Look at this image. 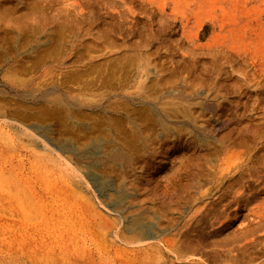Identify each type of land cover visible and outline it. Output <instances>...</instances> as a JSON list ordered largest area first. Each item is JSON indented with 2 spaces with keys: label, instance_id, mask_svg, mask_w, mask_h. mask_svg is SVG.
Instances as JSON below:
<instances>
[{
  "label": "rangeland",
  "instance_id": "rangeland-1",
  "mask_svg": "<svg viewBox=\"0 0 264 264\" xmlns=\"http://www.w3.org/2000/svg\"><path fill=\"white\" fill-rule=\"evenodd\" d=\"M29 2L0 0V264H264V0Z\"/></svg>",
  "mask_w": 264,
  "mask_h": 264
},
{
  "label": "bare ground",
  "instance_id": "bare-ground-1",
  "mask_svg": "<svg viewBox=\"0 0 264 264\" xmlns=\"http://www.w3.org/2000/svg\"><path fill=\"white\" fill-rule=\"evenodd\" d=\"M29 1V0H28ZM32 3H33V0H30ZM37 1H39V0H37ZM18 2V1H17ZM22 1H20V3H21ZM31 2H29V3H31ZM34 2H35V0H34ZM19 3V4H20ZM24 3V2H23ZM24 4H26V6H27V3H24ZM23 4V5H24ZM31 4H29V6H30ZM40 5V4H39ZM39 5H36V6H39ZM6 6V5H5ZM19 6V5H18ZM25 6V5H24ZM23 7V6H22ZM34 7H35V5H34ZM39 7H41V5L39 6ZM27 8V7H26ZM25 8V9H26ZM18 9V8H17ZM28 9H29V7H28ZM28 9H26V11H28ZM34 9V8H33ZM19 10L21 11L22 9L21 8H19ZM24 10V9H23ZM30 10V9H29ZM32 10V9H31ZM35 10H37V9H35ZM44 10V9H43ZM19 11V12H20ZM25 10H24V12H26ZM59 11V10H58ZM64 11V10H63ZM5 13H6V11H4ZM3 12V13H4ZM8 12V11H7ZM12 12V11H11ZM10 12V13H11ZM16 12V11H15ZM18 12V13H19ZM32 12H33V10H32ZM42 11H40V13H41ZM44 12V11H43ZM47 12V11H46ZM13 13V12H12ZM31 13V12H30ZM34 13H35V11H34ZM48 13V12H47ZM55 14H56V12H54ZM59 13H61V12H59ZM58 13V14H59ZM63 13H65V12H63ZM9 14V13H8ZM21 14V13H20ZM27 14H28V12H27ZM38 14V13H37ZM37 14H35V15H37ZM51 13L49 12V14L48 15H50ZM54 14V16H55V20H54V22L55 21H57V20H59V17H58V19H56V15ZM90 14V13H89ZM5 15V14H4ZM17 13H16V17H17ZM21 15H23V14H21ZM30 15V14H29ZM28 15V16H29ZM33 14L31 13V16H32ZM45 15H47L46 13H45ZM63 15V14H62ZM61 15V16H62ZM67 15V14H66ZM8 16V15H7ZM10 16V15H9ZM8 16V20H9V18L10 19H12L11 17H9ZM11 16H14V15H11ZM23 16H25V15H23ZM39 16V15H38ZM42 16H43V14H42ZM59 16H60V14H59ZM65 16V15H64ZM64 16H62V17H64ZM16 17H14V21H15V18ZM41 17V16H40ZM46 17H49V16H46ZM67 17V16H66ZM69 17V16H68ZM67 17V18H68ZM20 18H21V16H20ZM26 18V17H25ZM44 18V17H43ZM42 18V19H43ZM50 19L52 18V20H53V17H49ZM28 19V18H27ZM66 19V18H65ZM70 19V18H69ZM7 20V21H8ZM18 20V19H17ZM22 20V19H21ZM30 20V19H29ZM28 20V21H29ZM36 20H38V18L36 19ZM44 20V19H43ZM4 21V20H3ZM3 21H2V23H3ZM23 22H24V20H22ZM63 21V20H62ZM68 21V20H67ZM70 21H72V20H70ZM18 22V21H17ZM25 22H27L26 20H25ZM38 22V21H37ZM46 22V21H45ZM50 22H52V21H49V23ZM64 22V21H63ZM74 23H76L75 21H73ZM15 23V22H14ZM27 23H29V22H27ZM32 23H34V22H32ZM72 23V22H71ZM74 23H72V25L74 24ZM4 24V23H3ZM16 24V23H15ZM21 24V23H20ZM19 24V25H20ZM23 24V23H22ZM26 23H24V26H26L25 25ZM35 24H37V25H35L34 27H33V24H32V27L33 28H36L37 29V31L39 32V27H40V25H43V24H40V22H38V23H35ZM40 24V25H39ZM48 24V23H47ZM50 24H52V23H50ZM50 24L48 25V26H50ZM68 24V23H67ZM67 24H65L64 23V25H63V23H62V25L60 26V24H58L59 25V27L61 28L60 29V32L59 33H57V37H56V39L58 40V41H60V40H64V41H66L65 39H64V36L66 35V34H68L69 32H67L66 34H64V32H65V26L66 27H68V25ZM17 25V24H16ZM29 25V24H28ZM57 25V26H58ZM71 25V26H72ZM18 26V25H17ZM23 25H21L20 27H22ZM44 26H45V24H44ZM47 26V27H48ZM53 26V25H52ZM56 26V27H57ZM76 26H77V23H76ZM114 26V25H113ZM29 27H31V24H30V26ZM41 27H43V26H41ZM46 27V26H45ZM73 27H75V25L73 26ZM107 28H108V26H106ZM18 28V27H17ZM26 28V29H25ZM33 28L31 29V30H33ZM54 28V27H53ZM69 28V30H70V27H68ZM111 28H112V26H111ZM21 29V28H20ZM23 29H25V30H27V29H29V28H27V26L26 27H23ZM42 29V28H41ZM52 28H50V29H47V30H51ZM59 29V28H58ZM110 29V28H109ZM30 30V31H31ZM46 30V29H45ZM53 30V29H52ZM57 30V29H56ZM104 30H107V29H104ZM111 30L112 29H110V31L109 32H111ZM113 30H114V27H113ZM21 31V30H20ZM28 31V30H27ZM26 31V32H27ZM44 31V30H43ZM42 31V32H43ZM22 32V31H21ZM24 32V31H23ZM26 32H24V33H26ZM34 32H36V30L34 29ZM33 32V33H34ZM41 32V31H40ZM47 32V31H46ZM49 32V31H48ZM50 32H52V31H50ZM50 32H49V35H50ZM109 32H107L108 34H110L111 35V33H109ZM45 33V32H44ZM43 33V34H44ZM102 33H104V36H106L105 35V33L106 32H102ZM35 34V33H34ZM48 34V33H47ZM52 34H53V32H52ZM56 33L54 32V35H55ZM99 34H100V31H99ZM44 35H46V34H44ZM53 35V36H54ZM70 35V34H69ZM20 36V35H19ZM51 36V35H50ZM109 36V35H108ZM22 37V36H21ZM26 37V36H25ZM24 37V38H25ZM29 37V36H28ZM38 37V36H37ZM52 37V36H51ZM51 37H50V39H51ZM102 37V36H101ZM27 38V37H26ZM30 38V37H29ZM46 38V37H45ZM45 38H44V40H45ZM107 38V37H106ZM21 39V38H20ZM19 39V40H20ZM34 39V38H33ZM53 39H54V37H53ZM53 39H51V40H53ZM68 40V39H67ZM43 41V40H42ZM42 41H41V43H42ZM56 41V40H55ZM38 43L37 44H40V40L39 41H37ZM51 42H53V41H51ZM61 43L60 44H62V41H60ZM67 42V41H66ZM90 42H91V40H90ZM43 43H44V41H43ZM59 43V42H58ZM88 43V42H87ZM144 43V42H143ZM46 44V43H45ZM50 44V43H49ZM53 44V43H52ZM136 44V43H135ZM54 45H55V43H54ZM137 45V44H136ZM50 46V45H49ZM52 46V45H51ZM59 46V44H57V46L56 47H58ZM134 46V44L133 45H131V47H133ZM142 46V45H141ZM137 47H139V45L137 46ZM51 48H53V47H51ZM90 49H91V47H89ZM89 48H87V49H89ZM135 48V47H134ZM50 48H48V50H49ZM49 51H51V49L49 50ZM53 51V50H52ZM50 52V53H54V52ZM130 52H135V51H130ZM130 52H127L128 54H131ZM138 52H139V50H138ZM142 52V51H141ZM124 54H126V52L124 53ZM139 54V53H138ZM127 55V54H126ZM131 55H135V56H137L136 55V53L135 54H131ZM131 55H130V58H132L131 57ZM144 55V54H143ZM147 55V54H146ZM142 56V55H141ZM145 56V55H144ZM124 57V56H123ZM126 57V56H125ZM146 57V56H145ZM128 58H129V56H128ZM137 58V57H136ZM142 58V57H141ZM147 58H148V56H147ZM124 59V58H123ZM122 59V61H124ZM127 59V58H126ZM140 59V58H139ZM151 59V58H150ZM149 59V60H150ZM148 60V59H147ZM141 61V60H140ZM145 61V60H144ZM115 62V61H114ZM136 62H137V60H136ZM111 63V62H110ZM118 63V62H117ZM131 63V62H130ZM130 63L128 64V65H130ZM133 63H135V62H133ZM145 63V62H144ZM149 62H147V64H148ZM103 64V63H102ZM111 64H113V63H111ZM132 64V63H131ZM115 65L117 66L118 64H116L115 63ZM142 65V64H141ZM140 65V66H141ZM145 65V64H144ZM143 65V66H144ZM149 65V64H148ZM104 66V65H103ZM102 66V67H103ZM114 67V68H117V67ZM122 66V65H121ZM100 67V66H99ZM102 67H100V68H102ZM106 67V66H105ZM125 67V66H124ZM126 67H128V66H126ZM108 68V67H107ZM106 68V69H107ZM122 68H123V66H122ZM121 68V69H122ZM159 68H162V67H159ZM158 68V69H159ZM155 70V69H154ZM160 70H162V69H160ZM109 74V73H108ZM10 75V74H9ZM110 75V74H109ZM108 75V76H109ZM143 75V74H142ZM155 75V74H154ZM158 75V74H157ZM111 76H112V74H111ZM155 77H157V76H155ZM161 77V76H160ZM143 79H144V77H142ZM154 78V77H153ZM158 78V77H157ZM14 79H16V78H14ZM142 80V79H141ZM151 80V79H150ZM154 81H156L155 79H153ZM158 80V79H157ZM169 79H166V81H168ZM14 81V80H13ZM18 81V80H17ZM16 81V82H17ZM20 81V80H19ZM143 81H145V80H142L141 82H143ZM165 81V80H164ZM165 81V82H166ZM19 83V82H18ZM17 83V84H18ZM154 83V82H153ZM159 83V82H158ZM157 83V84H158ZM166 83H168V82H166ZM166 83H163V84H166ZM20 84V83H19ZM18 84V85H19ZM162 84V83H161ZM21 85H22V83H21ZM158 85H160V84H158ZM15 86V85H14ZM149 86H152V85H149ZM156 86V85H155ZM59 98V97H58ZM62 100V99H61ZM55 102V101H54ZM53 106V105H52ZM61 106V105H60ZM63 106V105H62ZM56 107V106H55ZM66 107V106H65ZM73 106H71L70 108H72ZM54 108V107H53ZM59 108V107H58ZM63 108V107H62ZM67 108V107H66ZM128 109V108H127ZM49 110V109H48ZM52 110V109H51ZM50 110V111H51ZM54 110V109H53ZM57 110V109H56ZM63 110V109H62ZM61 110V111H62ZM47 111V110H46ZM49 111V112H50ZM67 111L69 112L70 110H68V108H67ZM55 112V111H54ZM57 112V111H56ZM67 112V113H68ZM47 113V112H46ZM64 113V112H63ZM66 113V112H65ZM38 114V113H37ZM44 114V113H43ZM52 114H55V113H52ZM68 114H70V113H68ZM39 115V114H38ZM57 115V114H56ZM60 115V114H59ZM67 115V114H66ZM81 115V114H80ZM80 115H79V118H80ZM50 116V115H49ZM68 116V115H67ZM78 116V115H77ZM68 117H71L72 118V116H68ZM81 117H82V115H81ZM46 118H47V116H46ZM66 118V117H65ZM75 118V117H74ZM78 118V117H77ZM83 118V117H82ZM36 119V118H35ZM45 119V118H44ZM48 119V118H47ZM67 119H69V118H67ZM145 119V118H144ZM41 120V119H40ZM37 121V120H36ZM38 121H39V119H38ZM42 121H44L43 119H42ZM49 121V120H48ZM65 121V120H64ZM63 121V122H64ZM80 121V120H79ZM130 121V120H129ZM163 121V120H162ZM69 123H70V121H68ZM75 122V121H74ZM73 122V123H74ZM76 122H78V120L76 121ZM39 123H40V121H39ZM44 123V122H43ZM64 123H66V122H64ZM80 123V122H79ZM42 124V123H41ZM76 124V123H75ZM82 124V123H81ZM132 124H133V122H132ZM147 124V123H146ZM160 125H161V122L159 123ZM163 124H164V121H163ZM43 125V124H42ZM78 125V124H77ZM87 125V124H86ZM135 125H136V123H135ZM79 126V125H78ZM81 127V126H80ZM131 127V126H130ZM134 127V126H133ZM50 129V128H49ZM138 129V128H137ZM165 129H167V128H165ZM39 130V129H38ZM132 130H133V128H132ZM102 132V131H101ZM102 133H104V132H102ZM111 133V132H110ZM141 133L142 132H138L137 130L136 131H132V133H131V136H132V138H134V139H132V141L133 140H135V141H137V140H140V137H141ZM101 134V133H100ZM111 135V134H110ZM144 135V134H143ZM106 137H107V135H105ZM105 136H103V137H105ZM43 137H45V136H43ZM144 137H146V140H147V137L148 136H144ZM97 138H98V136H97ZM114 138V137H113ZM112 138V139H113ZM143 138V137H142ZM71 139V138H70ZM102 140V139H101ZM100 140V141H101ZM118 140V139H117ZM143 140V139H142ZM50 141V140H49ZM69 141V140H68ZM91 141H93V140H91ZM91 141H88V142H91ZM95 141V140H94ZM100 141H98V142H100ZM96 142V141H95ZM97 142V143H98ZM111 142H112V140H111ZM127 142V141H126ZM62 143V142H61ZM69 143H71V141L69 142ZM93 143V142H92ZM101 143V142H100ZM110 143V142H109ZM114 143H116V142H114ZM127 143H130V142H127ZM136 144H138L137 142H135ZM140 143V142H139ZM51 144V143H50ZM59 144V143H58ZM76 144V143H75ZM78 144V143H77ZM85 144V143H84ZM87 144V143H86ZM85 144V145H86ZM89 144V143H88ZM102 144V143H101ZM105 144V143H104ZM103 144V145H104ZM147 144V143H146ZM48 145V144H47ZM53 145H56V144H53ZM73 145V144H72ZM83 145V144H82ZM82 145H80V146H82ZM107 145V144H106ZM111 145V144H110ZM115 145V144H114ZM127 145V144H126ZM125 145V146H126ZM140 144H138V146H139ZM142 145V144H141ZM48 146H50V145H48ZM58 146V145H57ZM75 146V145H74ZM94 147H93V149H91V151L88 149V150H82L83 152H78L81 156H84V157H89L88 156V154H90L91 156L93 155V156H103L104 154H106V152H105V150H103L102 148H101V146H99L98 144L96 145H93ZM129 146V145H128ZM46 147V146H45ZM54 147H56V146H54ZM54 147L52 148V150L54 149ZM63 147V146H62ZM65 147V146H64ZM63 147V148H64ZM89 147V146H88ZM132 147V146H131ZM135 147H137V146H135ZM57 148V147H56ZM59 148L60 147H58V150H59ZM80 148V147H79ZM104 148V147H103ZM119 148V147H118ZM116 149L115 147H113L112 148V150L111 151H109V155L108 154H106L109 158H113V159H116L118 156H121V155H124V151L122 150V149ZM133 148V147H132ZM45 149V148H44ZM75 149V148H74ZM85 149H86V147H85ZM106 149V148H105ZM142 149V148H141ZM141 149H139V150H141ZM55 150V149H54ZM57 150V151H58ZM73 150V149H72ZM127 150V149H126ZM125 150V151H126ZM155 150V149H154ZM78 151V150H77ZM66 152V151H65ZM74 152V151H73ZM47 153V152H46ZM56 153V152H55ZM60 153V152H59ZM77 153V154H78ZM125 153H127V151L125 152ZM62 154V153H61ZM65 154V153H64ZM63 154V158H66V157H64L65 155ZM40 155V154H39ZM45 155V154H44ZM58 155V154H57ZM75 155V154H74ZM47 156V155H46ZM46 156H44V157H46ZM80 156V157H81ZM126 156V155H125ZM133 156V155H132ZM43 157V156H42ZM49 158V157H48ZM46 159V158H45ZM83 160V159H82ZM123 160H124V157H123ZM131 160V159H130ZM52 161V160H51ZM65 161H67V160H65ZM121 161V160H120ZM54 162H57V161H54ZM68 162H69V160H68ZM117 162V161H116ZM123 162V161H122ZM58 163H59V161H58ZM65 164L67 163V162H64ZM54 164V163H53ZM70 164H71V162H70ZM124 164H126L125 163V160H124ZM57 166V165H56ZM72 166H74V165H72ZM93 166V165H92ZM92 166H91V168H92ZM124 166V165H123ZM75 168V167H74ZM94 168V167H93ZM92 168V169H93ZM74 170V169H73ZM76 171H77V169H75ZM92 171V170H91ZM94 172H96V171H94ZM98 173V172H97ZM108 174V173H107ZM112 174V173H111ZM104 177V176H103ZM103 177H99V176H96V175H91L90 176V178L92 179V181L94 182V183H96L97 184V187L101 190V191H105V190H107V189H109L110 188V185H111V183L108 181V180H106L105 178L107 177V176H105V178H103ZM89 179V178H88ZM122 179V178H121ZM82 182H84V181H82ZM82 182H80V183H82ZM116 183V182H115ZM76 184V183H75ZM119 185V184H118ZM124 192V191H123ZM24 195V194H23ZM123 197H124V193H121V194H119L118 195V201H120V200H123ZM24 198V197H23ZM97 200H99V199H97ZM19 201H20V199H19ZM93 202V201H92ZM99 203V202H98ZM103 205V204H102ZM124 206H125V204H123ZM122 205V206H123ZM105 207V206H104ZM125 208V207H124ZM100 209H102V208H100ZM104 209H106V208H104ZM107 209L109 210V211H114V213H115V215L118 217V219H119V225L121 224V227H123V228H125L127 231H128V233H131L132 234V237H134L135 239H147V238H150V237H153V235H154V232H155V226H157L158 227V224L157 223H154V222H152V221H150V220H148L147 218H145V217H141V216H137V217H133L132 219L130 218V219H128L127 218V216L124 214V213H122V212H119V210H117V209H115L113 206L111 207V205H110V208L107 206ZM126 209V208H125ZM122 211V210H121ZM105 214V213H104ZM104 214H102L103 216H104ZM107 214V213H106ZM136 214V213H135ZM145 214V213H144ZM147 214V213H146ZM150 214V213H149ZM152 214V213H151ZM155 215V214H154ZM146 216V215H145ZM156 216V215H155ZM159 216V215H158ZM109 217V216H108ZM149 217V216H148ZM116 218V217H115ZM104 219V218H103ZM106 219V218H105ZM110 219V218H109ZM113 219V218H112ZM117 219V220H118ZM102 221V220H101ZM100 221V222H101ZM106 220H104V222H105ZM110 221H112V220H110ZM109 221V222H110ZM103 222V223H104ZM116 223V222H115ZM101 224V223H100ZM107 224V223H106ZM109 224V223H108ZM107 224V225H108ZM111 224H112V222H111ZM114 224V223H113ZM124 226H123V225ZM104 226V225H103ZM109 226V225H108ZM111 226V225H110ZM113 226V225H112ZM161 226V225H160ZM159 226V227H160ZM106 228H107V226H106ZM114 228V227H113ZM167 228V227H166ZM122 229V228H121ZM104 230V229H103ZM116 230V229H115ZM116 232V231H115ZM101 233V232H100ZM156 235V234H155ZM157 240V239H156ZM127 241V240H126ZM125 241V242H126ZM140 243V242H139ZM142 243V242H141ZM146 243V242H145ZM129 245V244H128ZM141 246V245H140Z\"/></svg>",
  "mask_w": 264,
  "mask_h": 264
}]
</instances>
